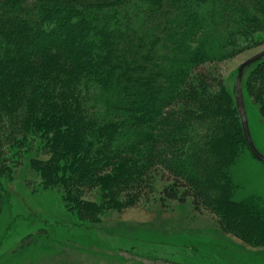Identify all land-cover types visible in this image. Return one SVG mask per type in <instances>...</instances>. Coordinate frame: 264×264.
I'll return each mask as SVG.
<instances>
[{
	"label": "trees",
	"instance_id": "trees-1",
	"mask_svg": "<svg viewBox=\"0 0 264 264\" xmlns=\"http://www.w3.org/2000/svg\"><path fill=\"white\" fill-rule=\"evenodd\" d=\"M262 33L264 0H0V212L3 179L27 170L93 227L147 200L157 172L162 206L191 200L264 243V200L233 199L249 148L234 89L212 66ZM252 68L264 117V58ZM30 243L0 264H30Z\"/></svg>",
	"mask_w": 264,
	"mask_h": 264
},
{
	"label": "rangeland",
	"instance_id": "rangeland-1",
	"mask_svg": "<svg viewBox=\"0 0 264 264\" xmlns=\"http://www.w3.org/2000/svg\"><path fill=\"white\" fill-rule=\"evenodd\" d=\"M262 50L264 33L241 42L233 56L212 66L232 90L240 63ZM253 64L244 70L242 86L251 136L264 155V117L248 87L254 78ZM18 171L12 180L3 179L9 201L0 212V258L31 234L32 243L21 255L30 264H264V243L224 231L213 214L195 211L191 200L162 206L158 196L165 182L157 172L150 177L152 194L147 200L111 209L99 223L83 228L64 208L57 189L44 190L31 171ZM232 173L238 187L235 201L250 195L264 200V163L249 149ZM77 236L81 250L71 242Z\"/></svg>",
	"mask_w": 264,
	"mask_h": 264
},
{
	"label": "water",
	"instance_id": "water-1",
	"mask_svg": "<svg viewBox=\"0 0 264 264\" xmlns=\"http://www.w3.org/2000/svg\"><path fill=\"white\" fill-rule=\"evenodd\" d=\"M264 58V50L248 57L244 61L240 63V65L237 68V73H236V79H235V84H234V99L236 103V108L239 114L242 130L244 133V137L247 143V146L250 150V152L261 162L264 163V155L257 149L249 128V123H248V117L246 113V106H245V100H244V94H243V88H242V78H243V73L245 68L252 64L255 63L256 61H259Z\"/></svg>",
	"mask_w": 264,
	"mask_h": 264
}]
</instances>
